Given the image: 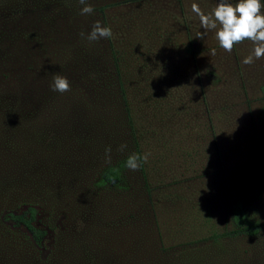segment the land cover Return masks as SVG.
I'll list each match as a JSON object with an SVG mask.
<instances>
[{"label":"rangeland","instance_id":"obj_1","mask_svg":"<svg viewBox=\"0 0 264 264\" xmlns=\"http://www.w3.org/2000/svg\"><path fill=\"white\" fill-rule=\"evenodd\" d=\"M219 2L86 0L94 12L82 15L79 0H0V215L14 197L33 195L35 224L63 231L54 245L50 227L39 244L14 247L2 225L17 226L0 217V264H159L137 254L148 246L133 248L144 234L156 235L160 264H183L173 250L193 235L169 233L156 208L201 192L220 209L224 196L242 195L259 225L224 264H264V58H254L250 40L229 53L215 30L196 37L205 30L193 6L210 14ZM96 22L113 36L89 40ZM70 46L76 53L64 55ZM56 75L70 91L51 89ZM122 94L127 106H118ZM134 153L150 155L136 171L125 165L118 183L96 185L103 167ZM136 191L152 212L117 195ZM215 215L219 230L231 229L226 214ZM70 236L77 246L61 247Z\"/></svg>","mask_w":264,"mask_h":264},{"label":"trees","instance_id":"obj_2","mask_svg":"<svg viewBox=\"0 0 264 264\" xmlns=\"http://www.w3.org/2000/svg\"><path fill=\"white\" fill-rule=\"evenodd\" d=\"M88 45L90 44L88 43ZM81 46H84V43H82ZM70 47L71 49H64V55L68 54V51H70L71 53L75 52L76 49L72 46ZM82 49L85 50L84 47H82ZM110 54L114 59V68L116 67L117 69L119 67L118 57L116 56L118 52H116L115 49H111ZM261 91L264 97V86H261ZM95 100H97L96 97L90 98L88 100V102L90 103L88 104V106H96L97 103L95 102ZM115 104L117 105L116 102ZM118 106H127V102L123 94L122 101L121 103L118 102ZM127 158L128 156H126V160ZM126 160L125 157H123L118 160L117 163L108 164L103 167L97 174L96 185H114L121 181L122 169H124L126 165ZM201 178L203 179V175L201 176ZM144 188L146 191L145 195L148 200V198H150V193L152 192L153 187L151 188L148 184H146ZM154 189H156V187H154ZM134 193L135 196H132V198L129 197V194L117 193V195L123 196L127 199V202L124 203V205L130 204L134 205V207L138 205V208H140L141 206L144 207L141 203L144 193L138 191ZM193 197L195 196L193 195ZM175 198L177 199H175V201L173 202H171L170 199L168 201H165V203H167L163 205V209H160L159 206H157L156 210L158 211V216L167 218L168 227L169 225L173 227L172 231L170 230V228L169 230L167 229L169 233L177 234L182 230L183 232H185V235H193L191 238L185 240L184 243H179L173 250V252L176 253L173 258H177V260H179L183 264H224L233 256V254H237L239 244L238 238H241L240 236H242L243 234L250 236L258 232L259 225L250 218L249 213L244 207L241 196H237L233 199H229L228 195L224 196L225 201L222 209L217 208L218 206L216 205V202L212 201V199H210L208 196L205 197L202 192L201 194H197V198H195V201L191 200L192 196L190 198L191 201H186L183 197H180L177 194L175 195ZM202 199L204 202L201 201ZM176 202H179L180 208H178ZM152 204L153 202H149L150 206H152ZM12 205L14 206H7V208L5 209L3 208L4 211L1 214L2 216L0 215L1 218L5 217L6 219L11 220L13 224L17 226V230L14 231L2 225V233H5L3 234V236L5 237L4 242H6L7 245L24 248L27 247L28 244H39L42 235L45 234L46 229L50 227L55 231L53 245L59 241V236L63 231L60 232L58 227H55V225L53 224H46V229H43L35 224L38 217L37 205H40L39 200L36 199L35 196L29 194H20L14 197V203H12ZM21 206H23V208L21 210H18V207ZM119 209L121 210L122 208ZM144 209H150V212H152V208L144 207ZM219 211L228 216V220L231 224V229L219 230L218 222H215V213H218ZM51 217L52 214L48 213L46 215V220L48 221L49 219H52ZM187 226L189 227V230H186ZM120 227L124 228L126 226L120 225ZM19 228L24 229V231H20ZM159 235L161 236V233L158 230L157 237H159ZM137 240L138 242L134 245V247L132 246L133 248H137L140 251V249H144V246H148V250L146 253L144 250V252L140 251L137 252V254L139 256L143 255V258L141 257L142 259H149L151 260V262H157L160 264L164 259L163 256H165V254L159 252L158 248H154V245L157 242L156 235L152 236L151 238H148L145 234L142 236L138 235ZM73 243V236H70L65 241H62L61 247L68 245L69 248L72 249L77 246L78 242L75 244ZM152 248L155 249V251H151ZM163 251L165 250L163 249ZM51 253L46 259L52 258ZM87 259H89V257H86V263L89 262V260L87 262Z\"/></svg>","mask_w":264,"mask_h":264},{"label":"clouds","instance_id":"obj_3","mask_svg":"<svg viewBox=\"0 0 264 264\" xmlns=\"http://www.w3.org/2000/svg\"><path fill=\"white\" fill-rule=\"evenodd\" d=\"M83 5L81 14H92L94 8L86 3V0H79ZM264 5L260 0H237L235 4L220 0L217 6L210 14L202 12L198 6H193V11L200 18L201 27L204 32L198 33L197 38L203 39L207 31L215 30L216 39L219 46L226 52H231L234 46L245 40H250L255 45L254 58H264V14L261 13ZM112 30L109 26H101L99 22L93 25L87 38L95 41L101 38H111ZM210 55H215V49H212ZM253 55L243 58L242 63L250 65L254 62ZM51 89L56 92L64 93L70 91V83L67 77L56 75L53 78ZM126 147L121 146V150ZM106 162L111 161V148H106ZM149 153L140 156L132 154L126 160V167L131 171H136L141 166V161L147 162Z\"/></svg>","mask_w":264,"mask_h":264},{"label":"crops","instance_id":"obj_4","mask_svg":"<svg viewBox=\"0 0 264 264\" xmlns=\"http://www.w3.org/2000/svg\"><path fill=\"white\" fill-rule=\"evenodd\" d=\"M239 196H241L242 197V195H239ZM230 198V197H229ZM233 199V198H232ZM242 200H243V197H242Z\"/></svg>","mask_w":264,"mask_h":264}]
</instances>
